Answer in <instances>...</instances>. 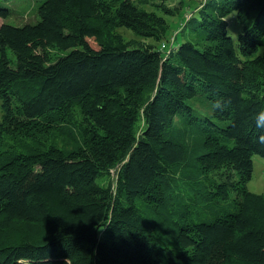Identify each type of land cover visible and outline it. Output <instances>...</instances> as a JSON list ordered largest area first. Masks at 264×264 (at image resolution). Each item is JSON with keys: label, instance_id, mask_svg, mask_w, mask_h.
<instances>
[{"label": "trees", "instance_id": "16d2710c", "mask_svg": "<svg viewBox=\"0 0 264 264\" xmlns=\"http://www.w3.org/2000/svg\"><path fill=\"white\" fill-rule=\"evenodd\" d=\"M172 1L0 23V264H264V0Z\"/></svg>", "mask_w": 264, "mask_h": 264}, {"label": "rangeland", "instance_id": "374dc122", "mask_svg": "<svg viewBox=\"0 0 264 264\" xmlns=\"http://www.w3.org/2000/svg\"><path fill=\"white\" fill-rule=\"evenodd\" d=\"M179 0H174L171 2V4H177ZM199 0H185L184 1V7L182 8V11L179 15L175 17H167L169 20L171 27L170 31H174L179 27V24L183 21L184 17H188L190 14V11L195 8ZM41 3V0H0V5L4 6L9 9V14L5 18H0V23L5 22L11 25H22L25 23H35L39 19V13L38 8ZM228 21V33L232 37L233 41L235 42L237 40L238 34L240 32V26L236 22L233 15H230L227 18ZM118 31L123 35V37L128 40L132 41L136 37V35L126 28H119ZM182 40V35L179 34L176 38V41L174 42V47L176 48L179 44V42ZM67 50L64 51H55V49H51L50 52L52 54H65ZM8 57L10 59H14V54L8 50ZM202 106V111H205V107ZM196 108L201 110V108L198 105H195ZM0 117H1V106H0ZM176 128H180L179 122L175 121ZM67 139L64 138V140H60V144L66 142ZM70 146V145H69ZM252 163H253V172L251 179L247 182L246 186L247 189L254 193H259L264 195V157L255 154L252 157ZM108 180L112 181L114 183L115 180V169H112L110 172V175L108 177H101L100 182L103 184H106ZM231 199L237 198V191L232 189L230 191Z\"/></svg>", "mask_w": 264, "mask_h": 264}, {"label": "built area", "instance_id": "2783aa9c", "mask_svg": "<svg viewBox=\"0 0 264 264\" xmlns=\"http://www.w3.org/2000/svg\"><path fill=\"white\" fill-rule=\"evenodd\" d=\"M171 41H172V38H171ZM168 45H169V43H162V44H161V49H162V50L167 49Z\"/></svg>", "mask_w": 264, "mask_h": 264}]
</instances>
